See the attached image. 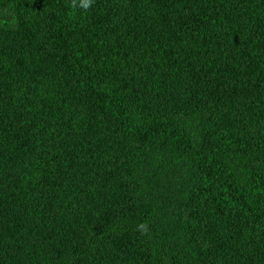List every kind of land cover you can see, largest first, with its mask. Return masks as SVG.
I'll list each match as a JSON object with an SVG mask.
<instances>
[{"label": "trees", "instance_id": "1", "mask_svg": "<svg viewBox=\"0 0 264 264\" xmlns=\"http://www.w3.org/2000/svg\"><path fill=\"white\" fill-rule=\"evenodd\" d=\"M0 264H264V0H0Z\"/></svg>", "mask_w": 264, "mask_h": 264}]
</instances>
